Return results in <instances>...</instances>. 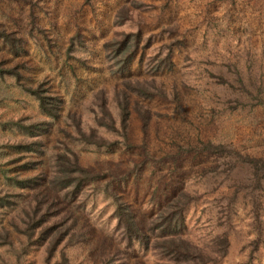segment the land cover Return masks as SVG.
<instances>
[{
	"label": "rangeland",
	"instance_id": "374dc122",
	"mask_svg": "<svg viewBox=\"0 0 264 264\" xmlns=\"http://www.w3.org/2000/svg\"><path fill=\"white\" fill-rule=\"evenodd\" d=\"M135 29L141 38L127 69L111 72L103 41ZM0 30L17 44L12 50L0 35V192H16L13 206H0V225L47 190L72 211L74 230L83 229L82 239L65 236L48 252L34 240L23 247L9 228L13 243H0V264H101L111 252L112 264H176L156 245L120 239L111 191L145 231L186 191L181 231L214 251L203 264H264V175L256 178L234 152L264 159V0H0ZM165 53L171 65L151 71ZM149 77L163 91L144 97L125 86L129 112L119 128L121 81ZM39 83L60 99L54 117L27 87ZM134 99L147 107L144 128ZM100 102L116 130L96 123ZM78 116L84 134L95 128L105 144L80 138ZM31 120L40 122L38 133L25 130ZM31 137L40 139L39 153L19 146ZM207 141L223 147L211 151ZM60 151H73L93 173L74 195L48 185ZM3 171L38 173V180L20 187ZM220 234L227 238L221 253Z\"/></svg>",
	"mask_w": 264,
	"mask_h": 264
},
{
	"label": "trees",
	"instance_id": "16d2710c",
	"mask_svg": "<svg viewBox=\"0 0 264 264\" xmlns=\"http://www.w3.org/2000/svg\"><path fill=\"white\" fill-rule=\"evenodd\" d=\"M0 35L9 40L8 44L13 50V46L16 44L14 42L15 37H8V33L4 30H0ZM140 38V30L135 29L122 31L118 35L103 41L105 56L109 62L111 72H119L127 69L134 52L139 46ZM146 42L147 40L142 45ZM171 62L168 53H165L152 63L151 71L160 69L163 66L169 67ZM7 70L11 73H17L14 65L7 66ZM121 82L123 86L115 92V103L118 108V127L124 129L129 112L128 105L130 98L128 95L130 89L137 95L148 97L157 92H162L163 88L158 87L159 89H157L155 87L154 77H149L148 79L124 78ZM125 86H127L129 91L126 90ZM27 87L34 94L37 105L43 112L52 117L58 114V103L60 99L56 94L45 91L44 88L40 87V83L33 87ZM261 101L264 104V99H261ZM137 102L136 99L133 100V107L140 118L141 127L144 128L148 119V114L146 113L147 107H141V104H137ZM99 105H101L102 112L95 117L96 123L101 124L105 128L116 130L114 118L106 105L101 102ZM79 120V116L75 120L72 118V122L76 127L75 130L80 134V138L87 142L105 144V141L101 137L102 135L96 133L95 128L89 126L90 128L85 135L80 128ZM16 123H19V120H16ZM39 125L41 126L40 122L31 120L24 123L23 126L27 132L38 133ZM18 144L36 153L41 151L39 147L40 139L38 137H31L24 141L19 140ZM205 146L211 151H217L218 146L223 147L210 141H207ZM234 152L240 159L245 160L253 166V174L256 178H259L260 174L261 176L264 175V159L240 154L236 150ZM29 159L34 160V157H30ZM53 161L56 169L48 180V185L53 191L64 190L69 195H74L84 180L93 177L92 172L78 163L77 156L73 151H60L55 154ZM19 172L15 171L6 175L5 171H3V175L5 174V178L20 187L31 186L33 182L38 180V173L28 172L20 174ZM15 193L10 188L3 189L0 192V206H13L14 200L10 198V195ZM188 196L189 194L186 191H180L172 197L166 206L150 219V223L148 224V231L150 230V232H148L141 229L138 225L128 203L118 193L111 191L110 198L113 204L111 214L115 217V224L120 229V239L126 245L132 244L133 242H137L143 247L149 244L156 245L160 253L166 254L176 264H203L213 257L212 254H214V251L190 240L181 231L184 224V209L187 205ZM58 202L54 192L49 193L45 190L40 196H38L37 192H33L31 199H27L17 213H15L17 215H10L7 225H0V243H13L9 228L16 230L15 236L23 247L28 242L34 240L43 244L48 252L53 247H56L65 236L71 241L82 239L83 229L76 228V231L74 230L73 226L75 221L72 211L60 207ZM154 230L155 232L152 235L151 232ZM215 242L217 243V248L220 249V253L223 252L227 243L226 235L220 234ZM112 253L102 256L104 260L101 264H109L110 262L112 264Z\"/></svg>",
	"mask_w": 264,
	"mask_h": 264
}]
</instances>
